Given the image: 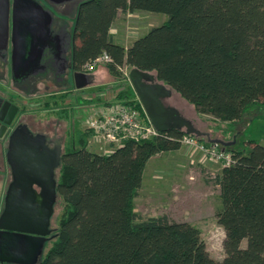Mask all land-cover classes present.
<instances>
[{"label":"trees","instance_id":"obj_1","mask_svg":"<svg viewBox=\"0 0 264 264\" xmlns=\"http://www.w3.org/2000/svg\"><path fill=\"white\" fill-rule=\"evenodd\" d=\"M127 11L169 19L126 48L111 28ZM76 19L75 70L106 52L115 78L125 68L153 72L198 114L222 122L264 105V0H85ZM131 103L145 114L139 100ZM91 133L59 143L55 209L60 203L62 210L38 264H264V145L248 141L251 150L233 152L216 177V217L226 235L219 261L196 226L167 215L143 219L135 210L149 161L179 150L186 133L126 140L110 154L88 149Z\"/></svg>","mask_w":264,"mask_h":264},{"label":"rangeland","instance_id":"obj_2","mask_svg":"<svg viewBox=\"0 0 264 264\" xmlns=\"http://www.w3.org/2000/svg\"><path fill=\"white\" fill-rule=\"evenodd\" d=\"M83 1L85 0H66L65 5L51 3V7L56 12L57 27L65 30L69 41L68 45L71 44V34L73 35L75 31L78 8ZM139 15L141 16L138 19L140 22L134 26L132 20L125 21L124 15L119 17L116 25L118 32L114 36L116 37L115 43L126 44L132 39L135 41L145 36L151 29L163 25L169 19L166 14L162 13L139 12ZM53 27L55 28L56 25ZM3 66L5 64L0 61V67ZM99 67L109 72L108 65ZM5 71L6 75L8 70L5 69ZM10 71L12 74L11 65ZM122 74V77L119 78L109 74L104 85L96 87V89H88L85 96L81 93H73L72 85L68 84L65 86V92H60L59 99L53 100L50 107L47 106V103L36 106L35 100L32 102L31 100H22L21 111H25L26 114L31 113L40 133H44L48 139L56 140L64 147L74 137L78 141L81 135L84 136L86 132L91 131V135L87 137L88 149L99 154H110L118 147V144L109 143L97 137L96 132L90 129L88 120L93 118V112L96 111L95 107L99 101L109 104L114 101L134 102L139 100L129 79L123 72ZM70 78L71 76L68 74V81L71 80ZM11 80H14L13 77ZM7 81V78L0 80L3 96L16 100V95L19 92L17 90L21 85L16 82L17 84H12L13 88L9 89ZM32 86H26L25 95L20 94L22 99H27L26 95L29 98L32 97L33 91L36 89L34 84ZM69 93H72L73 97L65 103L64 98ZM167 103L176 107L196 128L209 133L212 140L229 143V146H223L210 143L207 137H198L206 146H212L218 152L225 153L227 161L219 156L205 157L201 150L196 151L197 154L193 155L194 159L188 153L174 151H172L174 153L166 152L169 154L163 153L151 158L144 172L142 187L134 201L135 210L143 219L167 215L175 221L188 222L196 226L201 232L211 257L220 261L225 257L226 235L216 217V211L221 207L220 188L216 177L223 168L230 166L228 162L233 159V152L244 150L249 152L251 150L248 141L255 140L264 145V105L250 106L245 111L242 120L231 123L216 120L209 115L198 114L195 108L176 92L167 99ZM74 105L76 109L72 108ZM198 154L201 155V158H196L199 156ZM61 210L62 206L58 203L56 209L54 207V214L51 218L52 234L59 227ZM245 246L246 242L243 243V247Z\"/></svg>","mask_w":264,"mask_h":264},{"label":"water","instance_id":"obj_3","mask_svg":"<svg viewBox=\"0 0 264 264\" xmlns=\"http://www.w3.org/2000/svg\"><path fill=\"white\" fill-rule=\"evenodd\" d=\"M42 13V6L36 10L32 0H0V50L10 58L15 78L41 56L45 44L36 40L44 30L40 29L42 24L36 17ZM82 75L74 73L79 88ZM128 79L159 132L182 130L199 138L207 137L210 143L230 145L212 140L209 133L196 128L176 107L166 105L165 100L172 97L173 90L160 82L155 73L132 68ZM7 104L15 112L7 121L0 116V139L19 109L11 102ZM50 143H54V148H50ZM6 157L13 180L0 214V264H38L52 234L51 218L57 201L56 172L61 164L62 147L56 140L48 139L44 133H33L22 123L9 136ZM34 185L41 191L37 192Z\"/></svg>","mask_w":264,"mask_h":264},{"label":"crops","instance_id":"obj_4","mask_svg":"<svg viewBox=\"0 0 264 264\" xmlns=\"http://www.w3.org/2000/svg\"><path fill=\"white\" fill-rule=\"evenodd\" d=\"M65 1L66 0H60V1H55V0H32L33 5L35 6V9L38 10L39 6H42L43 8V13L39 14L36 18L40 19L41 24H42V28L44 30V33H40L37 37V43H42L44 42V47L42 49V53L41 56L38 57L35 62H32L31 64H29V66L26 68V70H24L23 72H21L19 74V76H17L16 78L14 77L13 73H11L10 71V65H11V61L9 58V62L6 65L5 63V69L8 70L7 74L5 75L7 78V85L9 89H12L13 86L12 84H17L16 82H18L21 86L20 88L17 90V101L22 102V100H32L35 102L36 106L37 104H46L47 106L50 107L51 103L53 102V100H57L59 99L60 96V92H65L66 89V85L71 84L72 85V89H73V93L75 92L76 94H85V92L88 89H93L96 87H101L102 85H104V81L105 79L109 78V73L104 69V68H97L94 72H87L84 69L82 70H75L73 67V49L75 45H79V40L75 39V31L73 33V35L71 34V44L67 46V50L66 52L63 54L65 56L66 59V64H67V71H59V66L56 63L54 57H53V48L51 43L49 42V40L56 42L57 39H59V28L57 27V16H56V12L55 10L51 7V3H55V4H61V5H65ZM121 15H124V17L126 18L125 21H131L132 20V25H138V22H140V15L139 12H120L118 19L116 20V22L114 23L113 27L111 28V35L113 37L114 42H116V37H114L117 34V22L119 20V17ZM45 22L47 24H45ZM40 24V25H41ZM52 25V27H51ZM56 25V27L54 28L53 26ZM119 29V28H118ZM52 30V31H51ZM43 34V35H42ZM134 42V39H132L131 42L128 41V43L126 44H121L124 47L128 48L131 46V44ZM9 49L11 51V43L9 45ZM84 68V67H83ZM67 72V73H66ZM75 72H79L82 73V77H81V82H82V87H77L76 86V82L74 80V73ZM130 72V71H129ZM71 76V80L68 81L67 79V75ZM13 77V81L10 79H12ZM32 84H34L35 91H33L34 93L32 94V97L29 98L26 95L27 99H22L21 95L24 96L25 94V89L26 86H32ZM62 84V85H61ZM62 87V88H61ZM175 92L173 91V94ZM21 94V95H20ZM172 94V96H173ZM85 96V95H84ZM71 97H73L72 93H69L66 98H64L65 103H67ZM82 99V98H80ZM85 99V98H84ZM83 99V100H84ZM87 101V100H86ZM49 103V105H48ZM121 102L119 101H114L111 102L109 104H103V102H98L97 103V107L96 111L93 112L94 116L100 113H104L109 111L110 109L115 108L116 104H119ZM71 105V104H70ZM69 106V104H68ZM72 108H75V105L72 106ZM76 109V108H75ZM73 109V110H75ZM176 153H188V155L191 156V158L194 159L193 155L195 156V154H197L196 151H194L193 149L187 147V146H182L179 150L174 151ZM172 152V153H174ZM108 154V153H106ZM169 154V153H166ZM165 154V155H166ZM187 155V156H188ZM199 155V154H198ZM160 156V155H159ZM199 156H196L201 158ZM201 163H203V161L200 160ZM3 184H0V191L2 190ZM1 195V193H0Z\"/></svg>","mask_w":264,"mask_h":264},{"label":"built area","instance_id":"obj_5","mask_svg":"<svg viewBox=\"0 0 264 264\" xmlns=\"http://www.w3.org/2000/svg\"><path fill=\"white\" fill-rule=\"evenodd\" d=\"M112 62L111 56L104 52L96 59L88 62L83 69L87 72H94L99 66L109 65ZM121 70L128 78L130 70L127 68ZM88 121L90 123V129L96 132L97 137L118 145L126 140H150L161 136L163 133L156 130L146 113L143 114L135 104L125 101L116 104L115 108L107 112L93 116ZM179 142L194 151L201 150L205 157L209 156L214 158L219 156V158L227 161V155L225 153L218 152L212 146H206L195 135L184 134ZM232 163L233 159H230L228 165Z\"/></svg>","mask_w":264,"mask_h":264},{"label":"flooded vegetation","instance_id":"obj_6","mask_svg":"<svg viewBox=\"0 0 264 264\" xmlns=\"http://www.w3.org/2000/svg\"><path fill=\"white\" fill-rule=\"evenodd\" d=\"M45 24H47V23L45 22ZM51 27H52V25H51ZM49 42L52 45V48H53L52 50L54 52L53 57L59 66V71H63V72L67 71L66 59H65V56L63 54L67 50V46H68L69 41H68V37L65 33V30L63 28H60L59 29V39H57L56 42H53L51 40H49ZM0 61H1V63H5V61H6V63H5L6 65L9 62V58L2 48L0 50ZM5 66L0 67V80L6 79V76H5L6 71L4 69ZM3 95H4V93H2V90L0 89V116L3 118V121L10 120L12 114L15 112V108L9 106L7 104V102H11L12 104H15L16 106H18L19 109H18V112H17L15 118L13 119L11 126H9L7 132L5 133V136L2 139H0V184H3L2 190L0 191V193H1V195H0V214L4 210L5 198L7 196L10 184L12 183V180H13L11 168L7 163V157H6V152H7V148H8V142H9V136L12 133V131L22 123L27 124L33 133H40V131H38V129H37L38 126H37V124H35L34 118H32L33 117L32 114L31 113L26 114L25 111H23V112L21 111L22 103L15 100L14 98L8 99ZM165 103H166V105H170L167 103V99L165 100ZM49 146H50V148H54V143H50ZM34 189L37 192L41 191V189L36 185H34ZM50 236H48V238Z\"/></svg>","mask_w":264,"mask_h":264}]
</instances>
